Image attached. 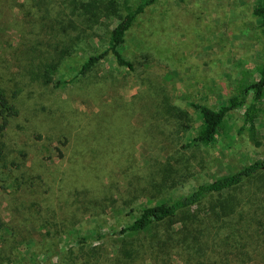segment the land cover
I'll list each match as a JSON object with an SVG mask.
<instances>
[{"label": "rangeland", "instance_id": "obj_1", "mask_svg": "<svg viewBox=\"0 0 264 264\" xmlns=\"http://www.w3.org/2000/svg\"><path fill=\"white\" fill-rule=\"evenodd\" d=\"M116 1L125 13V7L137 0ZM60 2L0 0V45L6 46L0 51L6 50L5 60L9 62H0L4 78L11 77L8 70L22 69V46L27 48L44 35L41 25L36 24L43 14L39 11L54 8L55 17ZM254 2L157 0L139 16L122 46L134 70L118 66L114 57L108 55L67 86H55L53 82L45 86L35 80L25 85L17 99L20 114L0 136V145L18 155V160L20 150L27 153L21 157L18 171L13 172L0 162V218L4 222L0 230V253L4 258L0 264H56L68 248L75 249L80 258L91 259L99 249L105 256L113 255L112 244L119 243L117 238L100 239L102 233L120 224L109 208L83 210L85 214L77 211L84 214L78 224L69 218L75 206L85 201L75 196L76 190H92V208L96 203L94 194L102 191L74 164L79 153L101 154L114 164L110 191L117 199L127 190L126 196L138 194L136 186L146 182V174L156 173L167 161L180 174L168 187L153 193L161 199L182 195L200 183L264 156V103L256 119L260 146L250 140L243 128L245 106L226 115L212 144L192 142L199 123V112L192 103L218 108L235 92V83L242 73L249 72L254 79L264 61V28L253 14ZM57 17L65 19L62 15ZM100 21L92 29L76 31L91 37L81 44L77 56L65 61L53 81L61 76L71 78L76 65L107 46L108 31L117 20L112 16ZM73 28L69 30L74 34ZM168 103L188 111L192 117L189 128L164 113L163 106ZM64 140L67 142L63 146ZM58 147L63 157L59 156ZM22 174L38 189L17 190L14 179ZM101 177L102 172L98 180ZM176 181L177 186L173 184ZM103 184H108L107 176ZM114 203L122 207L119 199ZM143 203L144 198H140L133 200L132 205L138 207ZM118 209L123 213L128 210ZM36 211L60 220L67 216L70 223L66 220L69 226L65 233L56 240H41V221L35 217ZM74 258L75 254L66 257L64 264H72Z\"/></svg>", "mask_w": 264, "mask_h": 264}, {"label": "trees", "instance_id": "obj_2", "mask_svg": "<svg viewBox=\"0 0 264 264\" xmlns=\"http://www.w3.org/2000/svg\"><path fill=\"white\" fill-rule=\"evenodd\" d=\"M156 2L157 0H137L125 7V13L120 11V3L116 0H61L58 5L61 10L58 9L55 17L52 15L54 8L45 7L40 10L43 14L36 24L41 25L40 30H43L44 35L37 43H32L27 48L22 46L25 55L22 69L8 70L11 74L8 80L0 73V136L8 129L12 120L19 116L18 95L29 81L35 80L45 86L52 82L55 86H67L98 66L108 55L114 57L118 66L134 70L133 63L124 55L122 46L139 16ZM65 9L69 11L68 14ZM253 14L261 20L264 28V0H255ZM60 15L65 19L57 17ZM112 16L117 22L108 31L107 46L90 53L78 63L71 78L61 76L58 81H53L65 61L74 54L77 56L81 44L91 37L76 34V31L92 29L95 24L102 22L101 18ZM70 27L74 29V34L70 32ZM2 47L6 46L1 44L0 48ZM5 55L6 50L2 49L0 62L9 64ZM256 73V77L252 79L249 72H243L235 83V92L223 100L218 108L206 103H192L199 112V123L192 142L206 146L212 144L225 124L226 115L231 110L245 106L243 128L256 146L261 145L257 136L256 119L264 103V61ZM163 107L164 113L175 118L180 126L189 128L192 117L188 111L170 103ZM66 142L61 141V144L64 146ZM57 150L59 156L63 157L61 147ZM20 151L22 154H19L18 160V155L14 156L6 145H0L1 165L13 169V172L20 170L21 157L27 154L26 151ZM73 162L80 166L82 175H87L89 181L97 183L102 191L94 194L96 203L92 208V190L84 186L76 190L75 196L85 201L75 206L76 209L69 218L78 224L83 220L85 212L100 210L99 206L109 208L110 214L120 224L116 225V229L111 228L112 230L102 233L100 239L115 237L119 243L112 244V256L103 255L99 249L98 254L91 259L84 256L80 258L75 249L68 248L56 264H64L66 257L74 254L76 259L72 264H146L148 261L152 264H264V156L231 173L200 183L182 195L161 199L153 193L168 187L170 181L173 182L176 175L180 174L174 164L167 161V165L159 167L156 173L146 174V182L136 186L138 194L126 196L127 190L119 195L122 207L128 209L126 213L118 209L122 207L116 206L114 202L118 199L110 191L114 164L108 158L85 152L79 153ZM101 172L102 177L98 180ZM25 175L14 179L15 188L22 189L21 191L38 189L28 182ZM106 176L107 185L103 184ZM39 178L42 179L41 176ZM173 184L179 185L178 181ZM67 190L68 188L65 189ZM140 198H144L145 203L134 207L133 200ZM31 206L34 207L35 204L32 203ZM77 211H83L84 214L81 216ZM35 217L41 221L38 224L41 240H56L61 233H65L70 223L67 216L60 220L55 219V216L47 217L42 211ZM3 226L4 222L0 218V230ZM83 244L86 243L83 241ZM3 258L0 253V260Z\"/></svg>", "mask_w": 264, "mask_h": 264}]
</instances>
